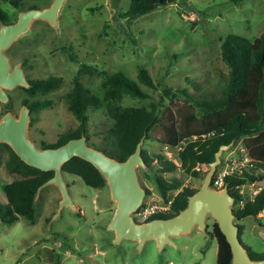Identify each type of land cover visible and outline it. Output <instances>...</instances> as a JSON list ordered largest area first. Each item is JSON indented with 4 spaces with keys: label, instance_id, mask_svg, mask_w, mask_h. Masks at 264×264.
I'll return each mask as SVG.
<instances>
[{
    "label": "rangeland",
    "instance_id": "374dc122",
    "mask_svg": "<svg viewBox=\"0 0 264 264\" xmlns=\"http://www.w3.org/2000/svg\"><path fill=\"white\" fill-rule=\"evenodd\" d=\"M53 1L21 0L16 8L11 0H0V9L17 21L21 11L33 5L43 9ZM182 2L189 4L188 10L182 7ZM129 6V0H65L57 27L37 20L5 50L12 66L22 64L28 81L50 76L63 78L61 86L45 96L52 100V105L30 115L28 137L41 149L43 141L55 143L62 133L79 125L68 109L65 95L83 64L109 73L122 71L135 81L139 69L144 67L159 86L152 90L142 85L151 99L125 96L119 104L148 107L152 100L162 102L161 97L164 98L163 123L152 130L154 138L146 142V150L150 154L163 152L176 163L179 167L176 173L166 176L176 175L184 186L200 189L209 165L199 168L198 178L186 175L180 171V146L172 149L159 142L165 135V127L181 122L191 110L185 94L165 95L163 89H186L191 95L210 96L228 73L221 59L223 38L228 34L250 40L259 37L264 32V0H177L133 21L121 17ZM102 81L97 74L82 77V82L100 95L104 92ZM26 88L18 85L8 90L11 98L1 103L4 112L0 121L9 111L20 112L22 99L27 97ZM45 97L37 95L35 99ZM88 116V143L100 144L112 124L106 107L89 109ZM242 145L240 140L223 153L224 160L217 171H229L243 164ZM6 159V149L0 145V204L6 203L4 186L16 178L7 171ZM157 168L154 162L153 169ZM152 171L138 169L141 185L151 192L144 199L143 209L168 204L146 174L153 175ZM64 179L76 209L61 208L62 194L57 185L44 187L35 201L34 221L21 217L12 224L0 222V264H218L219 242L214 226L217 221L211 215L204 231L196 226L190 233L173 236L172 243L162 250L155 239L148 240L142 249L132 240L114 243L115 233L107 228L116 209L109 187L94 189L78 176L67 173ZM263 186L264 180L244 187L243 191L251 195ZM175 195L176 192L170 197ZM134 218L143 222L138 213ZM239 223L244 227L242 241L255 252L263 253L264 226L260 225V219L246 217Z\"/></svg>",
    "mask_w": 264,
    "mask_h": 264
},
{
    "label": "trees",
    "instance_id": "16d2710c",
    "mask_svg": "<svg viewBox=\"0 0 264 264\" xmlns=\"http://www.w3.org/2000/svg\"><path fill=\"white\" fill-rule=\"evenodd\" d=\"M19 8L21 0H11ZM129 9L122 14V18L129 21L151 12L159 6L174 3L177 0H129ZM238 2V0H236ZM33 5L29 7L38 8ZM16 21L10 19L9 13L0 9V23L11 24ZM221 59L228 67V73L221 79L210 96L198 97L191 95L186 89L172 90L164 88L165 95L172 93L174 97L183 93L187 97L191 110L185 114L184 120L165 127V135L159 142L175 149L180 146L178 158L180 171L186 175L200 177V167L209 165L215 160V154L222 145H235L242 140L244 152L251 158L243 168L234 170L225 176L224 183L235 197L234 214L239 226V238L253 260L264 259V252L257 253L242 241L244 227L239 223L246 217H257L260 225L264 226V186L254 196L240 193V189L248 184L264 180V32L257 38L250 40L240 35L228 34L221 42ZM97 74L102 76V95L95 93L82 82L84 75ZM63 78L50 76L44 79L29 81L27 97L23 103L30 108L31 114L52 105V100L46 98L49 93L61 86ZM142 85L157 90L159 87L149 71L141 67L137 74V81L129 78L124 72L109 73L97 66L83 64L72 81L71 90L66 93L65 100L68 109L79 122L75 129L62 133L55 143H41V149L56 148L71 139L81 138L83 135L90 140L88 130V110L106 107L112 124L102 136L100 144L93 147L103 151L106 155L118 161H125L136 151L138 144L144 140L141 154L148 167L154 173L148 176L155 183L158 193L169 209L159 211L147 218L145 222L154 219H168L177 214L188 204L189 196L199 189L184 186L183 181L176 175L170 177L165 174H175L179 167L167 158L163 152L148 153L146 142L153 140L152 130L161 125L162 102L152 100L148 107L121 106L119 103L125 96L151 99V94ZM39 95L43 99H35ZM36 117L32 118V122ZM158 140V139H154ZM6 149L7 159L5 167L16 178L4 186L6 203L0 204V219L6 224H12L23 217L28 221L35 220V199L38 188L54 176V171H43L25 163L6 143H1ZM224 160V159H222ZM157 162L158 168L153 169ZM67 174L78 176L89 187L103 189L107 181L98 169L90 162L74 157L62 166ZM147 195L151 192L145 188ZM174 197H170L175 193ZM242 203V207L238 208ZM142 205L141 208H143ZM219 242L218 264H232L230 244L214 223Z\"/></svg>",
    "mask_w": 264,
    "mask_h": 264
},
{
    "label": "water",
    "instance_id": "95a60500",
    "mask_svg": "<svg viewBox=\"0 0 264 264\" xmlns=\"http://www.w3.org/2000/svg\"><path fill=\"white\" fill-rule=\"evenodd\" d=\"M65 0H54L49 7L31 8L21 11L16 22L0 26V101L7 102V89L18 85L29 87L24 71L17 65L13 70L11 61L5 54L20 36L27 33L31 25L37 20L48 21L58 26V16ZM184 9L189 4L182 2ZM2 107L0 104V114ZM30 122L29 110L23 107L19 118L12 113H6L0 121V144H8L14 152L28 165L43 171H54V176L38 188L36 199L41 190L48 185H57L61 191V208L70 206L76 209L69 192V185L64 179L62 166L74 157H80L92 163L107 181L111 197L116 202V209L108 224V230L115 233L114 243L122 240L137 242L142 249L150 239H155L159 249L172 243L173 236L190 233L194 227L201 230L207 227V217L211 215L218 223L225 235L232 252V264H264V259L253 260L239 238V226L234 214L235 197L230 193L227 185L221 190L212 186L213 178L222 163L223 153L232 144L222 145L215 154V160L209 164L203 185L189 196L186 208L179 214L168 219H154L148 222H137L134 214L140 209L147 195L141 185L138 169H148L141 154L144 140L127 160L118 161L109 157L103 151L91 146L87 137L71 139L67 143L56 147L40 149L28 137ZM35 199V200H36ZM260 213L259 216H263ZM1 222V219H0Z\"/></svg>",
    "mask_w": 264,
    "mask_h": 264
},
{
    "label": "built area",
    "instance_id": "2783aa9c",
    "mask_svg": "<svg viewBox=\"0 0 264 264\" xmlns=\"http://www.w3.org/2000/svg\"><path fill=\"white\" fill-rule=\"evenodd\" d=\"M244 162L241 166L237 167L238 169L240 168H243L245 166L246 163L250 162L251 158L249 157V155L247 153H245V156L243 158ZM237 168H230V170H226V171H217L214 178H213V181H212V186L218 190H221L225 185L224 183V179H225V176L228 175V174H231L234 172V170H236ZM255 184V183H253ZM253 184H248V185H245L243 186L241 189H240V193L241 194H244L245 192L243 191L244 187L246 186H250V185H253ZM259 191V190H258ZM258 191H253V194H251L252 196H254L255 194L258 193ZM169 205H170V202L164 206H161V207H157V206H150V207H147V208H141L137 213L140 215V217L143 219V221H145L147 218H149L150 216H152L154 213L156 212H159V211H166L169 209ZM242 207V203L240 204V206L238 208H241Z\"/></svg>",
    "mask_w": 264,
    "mask_h": 264
},
{
    "label": "flooded vegetation",
    "instance_id": "af4514ba",
    "mask_svg": "<svg viewBox=\"0 0 264 264\" xmlns=\"http://www.w3.org/2000/svg\"><path fill=\"white\" fill-rule=\"evenodd\" d=\"M16 66H17V65L12 66V64H11V68H12V70H13ZM20 68H21V69L23 68V67H22V64L20 65ZM8 90H9V89H7L6 93H7V96H8V101H10V98H11V97H10V95H9V93H8ZM8 101H7V102H8ZM7 102H2V101H0V104H1V103H7ZM22 104H23V105H22V107H21V110H22L23 107H26V108H28V110H29V115H31L30 108H29L27 105H25V104L23 103V99H22ZM1 107H2V112H1L0 116H1V115L3 114V112H4V111H3V105H2V104H1ZM21 110H20L19 113H16V114H15V113H12V112H11V113H12L16 118H19L20 113H21ZM8 113H10V111H9Z\"/></svg>",
    "mask_w": 264,
    "mask_h": 264
},
{
    "label": "bare ground",
    "instance_id": "6f19581e",
    "mask_svg": "<svg viewBox=\"0 0 264 264\" xmlns=\"http://www.w3.org/2000/svg\"><path fill=\"white\" fill-rule=\"evenodd\" d=\"M141 207H142V206H141ZM141 207H140V209H141ZM140 209H139V210H140ZM139 210H138V211H139ZM138 211H137V212H138ZM137 212H136V213H137ZM143 222H145V221H143Z\"/></svg>",
    "mask_w": 264,
    "mask_h": 264
},
{
    "label": "crops",
    "instance_id": "0c3cea01",
    "mask_svg": "<svg viewBox=\"0 0 264 264\" xmlns=\"http://www.w3.org/2000/svg\"><path fill=\"white\" fill-rule=\"evenodd\" d=\"M112 219V218H111ZM111 221V220H110Z\"/></svg>",
    "mask_w": 264,
    "mask_h": 264
}]
</instances>
